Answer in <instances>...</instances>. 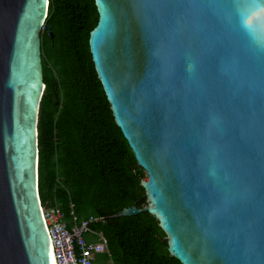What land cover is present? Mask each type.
<instances>
[{
	"label": "water",
	"instance_id": "water-1",
	"mask_svg": "<svg viewBox=\"0 0 264 264\" xmlns=\"http://www.w3.org/2000/svg\"><path fill=\"white\" fill-rule=\"evenodd\" d=\"M89 48L181 264H264V0H94ZM49 0H0V264H66L39 194ZM52 37H54L52 35Z\"/></svg>",
	"mask_w": 264,
	"mask_h": 264
},
{
	"label": "trees",
	"instance_id": "trees-1",
	"mask_svg": "<svg viewBox=\"0 0 264 264\" xmlns=\"http://www.w3.org/2000/svg\"><path fill=\"white\" fill-rule=\"evenodd\" d=\"M41 33L46 86L39 113V194L43 207L59 205L108 241L100 254L113 264H181L149 213L114 218L146 205V173L113 117L89 48L99 19L94 0H49ZM52 35L54 37H52ZM94 263L93 256L91 257Z\"/></svg>",
	"mask_w": 264,
	"mask_h": 264
},
{
	"label": "built area",
	"instance_id": "built-area-1",
	"mask_svg": "<svg viewBox=\"0 0 264 264\" xmlns=\"http://www.w3.org/2000/svg\"><path fill=\"white\" fill-rule=\"evenodd\" d=\"M51 207L66 264H92V256L108 251L107 239L91 227L100 218L90 216L79 220L73 211V205L69 217L59 205L54 204Z\"/></svg>",
	"mask_w": 264,
	"mask_h": 264
},
{
	"label": "rangeland",
	"instance_id": "rangeland-1",
	"mask_svg": "<svg viewBox=\"0 0 264 264\" xmlns=\"http://www.w3.org/2000/svg\"><path fill=\"white\" fill-rule=\"evenodd\" d=\"M145 179H147V177ZM93 260H94L93 264H113L111 260L106 261L102 255H94Z\"/></svg>",
	"mask_w": 264,
	"mask_h": 264
}]
</instances>
